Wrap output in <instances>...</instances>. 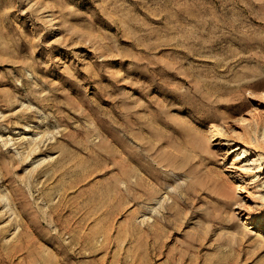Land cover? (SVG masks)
Wrapping results in <instances>:
<instances>
[{
	"label": "rangeland",
	"instance_id": "obj_1",
	"mask_svg": "<svg viewBox=\"0 0 264 264\" xmlns=\"http://www.w3.org/2000/svg\"><path fill=\"white\" fill-rule=\"evenodd\" d=\"M263 198L264 0H0V264H264Z\"/></svg>",
	"mask_w": 264,
	"mask_h": 264
},
{
	"label": "bare ground",
	"instance_id": "obj_2",
	"mask_svg": "<svg viewBox=\"0 0 264 264\" xmlns=\"http://www.w3.org/2000/svg\"><path fill=\"white\" fill-rule=\"evenodd\" d=\"M263 135V134H262ZM239 151H241V153H238ZM232 153H233V159L232 162L233 163H241L242 161H246V162H250V160L248 159L250 156V152L248 150H244L242 149V147H239L238 145L236 146V149H232ZM253 164V163H252ZM258 173V172H257ZM257 177V176H256ZM264 201V198H263ZM257 221V222H256ZM260 221V219H256V217L253 216H248L246 217V221L244 224L246 223H250V224H256Z\"/></svg>",
	"mask_w": 264,
	"mask_h": 264
}]
</instances>
